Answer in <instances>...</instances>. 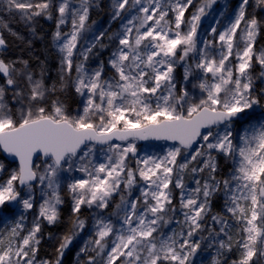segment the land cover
Returning a JSON list of instances; mask_svg holds the SVG:
<instances>
[{
    "label": "snow or ice",
    "instance_id": "1",
    "mask_svg": "<svg viewBox=\"0 0 264 264\" xmlns=\"http://www.w3.org/2000/svg\"><path fill=\"white\" fill-rule=\"evenodd\" d=\"M215 2L200 0L197 5L195 0H112V19H123L124 13L131 14L133 10L136 14L131 15L121 32L114 34L119 46L109 59L114 70L111 78L103 77V64L91 74L85 71L83 62L76 65L75 91L86 97L82 113L68 114L58 100L52 101L50 110L41 106L40 101L49 91L55 92L56 85L46 87L42 79H35L28 72L30 94L26 107L22 92L15 93L22 104L17 118L5 104L6 89L0 86V149L19 160L18 170L0 181V206L19 202L25 210L33 208L31 195L21 198L17 185L31 193L33 182L39 181L45 195L26 234L22 216L0 232V264H63L65 250L85 227L79 217L82 206L105 209L117 193L120 203L113 215L118 217L120 226L116 227L110 218L98 216L93 225L94 236L78 253L87 260L78 264H192V257L201 247V241L192 238L203 230L201 221L210 212V199L221 190L226 197V211L241 225L237 228L241 238L233 243L226 231L230 228L227 219L221 214L212 215L211 221L221 225L220 233L228 235L227 242L220 240V249L240 250L239 260L232 264H250L254 256L264 258V122L253 124L246 114L259 103L251 93L252 78L248 72L254 55L264 69V49L259 54L253 50L259 22L255 17L246 19L249 0H241L234 19L223 31L211 27V33L218 32L220 51L218 59L210 58L207 49L217 42L204 40L205 47L198 48L197 30L201 18ZM6 3L9 8L22 10L28 18L41 15L50 7L48 2L33 5L29 0ZM257 3L264 5V0ZM91 6V0H79L78 7H71L69 0L59 4L57 28L65 24L69 14L72 18V31L59 45L64 54L62 64L67 66L62 70H72L74 49L79 35L86 30ZM190 8L194 11L186 17ZM103 35L95 37V41L99 42ZM55 39H61L59 30ZM4 44L0 38V46ZM93 47L95 44L80 53L85 61ZM178 51L179 61H185L190 53L199 54L195 67L205 73L199 83L205 95L199 102L183 88L177 93L172 73ZM233 55L238 60L234 67L229 66ZM15 71L11 64L0 60V74L9 87L16 85ZM188 75L186 68L185 80ZM234 124L240 125L235 136ZM237 137L238 143H234ZM149 138L174 141L178 146L163 156L137 158L132 167L129 154L136 156L135 141ZM197 143L200 147L188 151ZM97 144L107 146L106 162L93 161ZM212 151L233 161L234 168L222 181L215 176L217 166ZM182 154L191 159L180 163L178 157ZM34 156L42 159V171ZM189 169L193 177L205 169L209 172L203 183L195 179L196 187L185 190L183 174ZM72 172L84 174L68 184L73 196L72 228L59 243L54 261L38 260L41 223L59 220L58 206L63 203L61 180L64 173ZM174 174V186L181 190L183 220L176 221L178 231L165 234L162 225H169L176 214L170 189ZM137 175L144 186L140 187L139 197L129 199L137 185ZM209 235L215 239L211 231Z\"/></svg>",
    "mask_w": 264,
    "mask_h": 264
},
{
    "label": "rangeland",
    "instance_id": "2",
    "mask_svg": "<svg viewBox=\"0 0 264 264\" xmlns=\"http://www.w3.org/2000/svg\"><path fill=\"white\" fill-rule=\"evenodd\" d=\"M29 2H31L33 5L37 3L48 2L50 4V7L47 10L48 12L47 14H49L50 11H53L56 17V21L58 22L59 19L58 7L59 4L62 2V0H29ZM69 2L71 7H78L79 0H69ZM240 2L241 0H216V2L212 5V8L208 10L207 15L201 18L200 26L198 27L197 30L198 48L205 47L203 43L204 40H213L217 42L214 47L210 46L207 49L210 58L212 56H216L217 59L219 58L220 45L218 43V32L223 31L229 25V23L234 19L235 13L238 10V6ZM195 3L198 5L200 3V0H195ZM91 7L96 10L98 17L96 20L93 21L90 20V15H88V19L86 21V30L79 35L77 41V47L76 49H74V54L72 57L73 67L71 72L62 70V69H66L67 66L62 64L64 54L61 53L59 48V45L62 44L64 42V39L66 38L65 34H68L72 31L71 15L69 14L67 16L65 24L60 25L59 29L57 28V24H56V30L53 33L51 40L52 48L55 54V59H54L55 65L51 73L52 76L48 81L49 85L46 86L51 88V86L55 84L56 85L55 92L63 91V86L66 85L67 83H70L75 89L74 82L77 76L75 67L77 64L81 62L84 63L85 71L88 72L89 74H91L93 70L100 67L101 64H103L104 78H111L112 75L114 74V70L111 68L109 64V59L111 58L112 53L119 46V41L113 37L115 33L122 31V26L127 23V20L131 18V15L136 14L135 10H133L131 14L124 13L123 19L117 18L114 20L112 19L113 16L112 0H96V3H94ZM8 8L9 6L6 3V0H0V9L2 10V16L0 18L2 22L1 27L7 33L15 34V32H17V29H21V27H19L16 24L14 18L10 16L7 10ZM16 10L19 13H22V10L19 9ZM192 11H194V8H190L185 13L186 17L190 16ZM89 14H90V9H89ZM252 17H255L259 22V31L253 43L254 53L259 54V52L262 49H264V5L258 4L257 0H249L248 5L246 6V19H251ZM21 18L22 17L20 15V19ZM212 26H215L217 28L218 30L217 34L211 33ZM58 30L61 32V39L59 41L55 39V33ZM101 33H103L104 35L101 37L99 42L102 43L105 48H107L105 59L97 60L91 64L90 63L87 64L86 61L84 60V57L81 56L80 53L83 52L89 46L93 44H98L99 42L95 41V37L100 36ZM236 40L237 43H239L238 36ZM242 47L243 45L240 44L241 50ZM4 48H6L5 44L3 46H0V49H4ZM175 59L177 60V63L174 66L172 76L177 85V93H179L180 89L183 88L189 93V96L194 101L199 102V99L202 98L203 95H205L204 93L201 92L199 88L200 81L205 79V73L202 70L197 69L195 67L196 63H198L200 59L199 54L190 53L189 56L185 59V61H179V51H178L177 57ZM229 61H230L229 66H233V67L235 66V64L238 63V60L236 59L235 55L229 57ZM12 64H13L12 67L16 69V71L13 72V77L16 80V85L13 87H9L6 84V86L11 89V93L14 99L11 100L10 97L7 95V98L4 99V102L8 106V108L12 111V114H13V108L15 107L16 113L13 115L18 118L19 110L22 107V104H21V98L16 97L15 93L17 91L22 92L23 106L26 107L28 102V96L30 94V89L26 78V74L30 71L24 67L25 66L24 63L20 64L19 61L17 60H15ZM186 68L188 69L189 72L187 80H185ZM38 70L39 71H37L36 74H33V76L35 79H42L41 71L40 69ZM248 72L252 78L251 93L254 97H256L259 100V103L262 100V105H260L259 103L253 105L251 109L246 110V114L250 117L251 123L253 124L258 122H264V75L261 74L262 72H264V69H262L260 64L256 61L255 55L253 56V59L251 61V67L248 69ZM207 75L208 78L210 79L211 75L210 74ZM61 76L64 77L63 81H61ZM62 84L63 86L61 87ZM55 92L49 91L48 93L50 95H53ZM76 94L78 97V105L75 108L74 115L77 112L82 113L84 107V101L86 100V97H81L78 93ZM40 104L41 106H45L44 101H40ZM244 127H247V125H244ZM233 128H234V136H235L236 129L240 128V125L234 124ZM241 133H242V129H241ZM115 143H121V142H115ZM234 143H238V137L234 140ZM174 145L176 144H168L165 142L140 144L137 141H135L137 153L135 157H132L131 153L129 154V156L131 157L130 165L132 167H135L137 158L143 159L148 156H154V157L163 156ZM198 147H200L199 143H197L193 149H190L188 151H195V149ZM106 152H107V146L105 148H98L95 146V150L92 156L93 161L95 163L106 162V156H105ZM212 155L215 157V163L217 166L215 176L218 180L222 181L225 177L229 176L230 170L234 168L233 161L230 158L225 157L223 153L212 151ZM185 158L191 159L190 156L185 157L182 154L180 157H178V161L180 163H183ZM37 163H40L42 165L41 167V171H42L43 162L39 161ZM200 163H202V160L200 161ZM0 165H3V171L0 172V181L7 179V177L11 174L13 170H18L16 164L13 163L5 164L2 162L1 159H0ZM208 172L209 169H205L204 173H198L195 175V177H193V175L190 174V169L189 171L185 172L183 174V182L185 184V190H191L196 187L195 179H200L201 183H203V179L208 176ZM83 175L84 174L80 172L64 173L63 178L61 180L60 189H59L60 196L63 202L65 198L69 199L71 204L70 206L71 212L73 207V196L68 189V184L72 182L74 178H81L83 177ZM136 179H137V185L133 188L132 195L128 197L129 199H136L137 197H139L140 187L144 186V182L140 180L138 175ZM175 179L176 177L174 174L173 184L170 185V189L173 195L172 205L175 206L176 208V214L174 219L169 225L167 226L162 225V231L165 234H171L172 230L174 229L178 231L179 225L176 223V221L183 220V215L180 209L181 190L175 188L174 186ZM222 187L223 185L221 184V189ZM17 189L20 191L21 198L23 199H26L28 198L29 195H31L33 201V208L29 210H25L23 208L22 203L19 202H10V203H6L4 206H0V232H3L9 229L10 227H12L16 221H19L21 219L22 216L23 217L22 223L24 224L25 234H26L27 230L32 227L34 219L38 216L40 204L45 199V195L41 190L39 181H36V183L33 185V189L31 193H29L27 188L19 189L18 185H17ZM123 194L127 196V193H123ZM225 199L226 197L222 190L214 193V195L211 197L210 212L207 214L205 219L201 221L203 230L195 234L192 238L193 240L201 241V247L192 257V264H232L233 261L239 260L240 250L237 249L236 247H233L231 251H228L226 248L220 249L219 247L220 240H224L225 242L228 241V235L232 236L233 243L241 238L240 235L237 234V228L241 227V225H238L237 222L232 218L231 214L226 211L224 206ZM215 202H218L217 203L218 208H214ZM118 203H120V194L117 193V194H113V196L109 201L108 207L105 209H98L95 208L94 206L89 208L87 205L82 206L89 211V217L87 219V227L85 231L83 230L82 232L80 231L76 243L75 244L73 243L69 247V249L65 250V252L71 251L74 253L67 264H78V261H83L85 259L86 256L84 254L81 253L78 255V253L80 252V248L85 246V242L90 237L94 236L93 225L95 219L98 216L110 218L114 223V225H116V227L120 226L118 217L116 215H113V213L116 211V205ZM62 204L58 206L59 213ZM215 214H221L227 219V222L230 225V228L226 229L228 235H225L224 233H220L221 225L214 224L211 221V216ZM42 222H46V224H48L47 221H42ZM210 231L212 233V236L215 237V239H212L210 237L209 235ZM68 232H69L68 227L62 226L57 231H55L53 235L46 237L45 240H42L40 233H38L40 244H43L41 250L42 252L45 253L41 255L37 253V259L54 261L57 255L56 249L59 247V243L61 242L63 236ZM217 233H219V235H216ZM202 237L204 239H202ZM40 244L38 246V249L40 248ZM257 247H260V245H257ZM218 252L220 253L219 255ZM250 264H264V258L254 256Z\"/></svg>",
    "mask_w": 264,
    "mask_h": 264
},
{
    "label": "trees",
    "instance_id": "3",
    "mask_svg": "<svg viewBox=\"0 0 264 264\" xmlns=\"http://www.w3.org/2000/svg\"><path fill=\"white\" fill-rule=\"evenodd\" d=\"M92 5L96 3V0H91ZM10 16H12L16 22V24L21 27V29H17L15 34L7 33L1 27L0 20V38H3L5 41L6 48L0 49V60L4 61L6 64H11L13 66V62L15 60L19 61V63H24V67L29 70L32 74H36L38 69H40L42 74V80L45 86L49 85L48 81L52 76V70L54 68L55 62V54L52 48V35L56 30V17L53 11H50V16L47 14L48 12H44L41 15L31 16L28 18L24 16L23 11L19 13L15 8L7 9ZM7 12V13H8ZM21 15V19H20ZM48 15V16H47ZM90 20L97 19V12L94 8H90ZM2 16V10L0 9V18ZM107 53V48L104 47L102 43L95 44L92 52L89 54L88 59L86 60L87 64H91L97 60L105 59ZM37 61V62H36ZM0 86H3L5 91L4 99L7 98V95L10 99H14L11 93V89L6 86V79L3 74H0ZM58 100L63 104L65 111L74 115L75 108L78 105V97L75 92V89L70 83H67L63 86V91H57L53 95L46 93L44 98L45 107L49 110L51 109L52 101ZM261 100V98H260ZM262 105V100L259 103ZM13 108V107H12ZM16 113L15 107L13 108V114ZM0 159L3 163L9 164L0 154ZM217 201V200H216ZM218 202H215L214 208H218ZM70 201L68 198H65L59 213V220L53 224H46V222L41 223V231L40 235L42 240H45L46 237L53 235L55 231H57L62 226H67L68 230L72 228V220L74 214L70 209ZM219 211V209H218ZM79 217L85 221V227L83 231L86 230L87 227V219L89 217V211L82 207L79 213ZM82 232V230H81ZM80 234V232H79ZM79 235L76 236L74 240V244L77 241ZM43 244H40V248L38 249V253L44 254L42 252L41 247ZM73 252L68 251L65 252L62 257L64 264H67L71 256H73ZM90 255H95V253H89ZM87 257L83 260L86 262Z\"/></svg>",
    "mask_w": 264,
    "mask_h": 264
},
{
    "label": "water",
    "instance_id": "4",
    "mask_svg": "<svg viewBox=\"0 0 264 264\" xmlns=\"http://www.w3.org/2000/svg\"><path fill=\"white\" fill-rule=\"evenodd\" d=\"M203 131V130H202ZM138 143H158V142H165V143H168V144H176V142H174V141H166V140H156V139H152V138H149V139H147V140H136ZM115 142H120V141H115ZM177 145V144H176ZM96 147H98V148H105L106 147V145H100V144H97V145H95ZM196 146V144H194L193 145V147H192V149L194 148ZM0 154H1V156L7 161V162H9V163H13V164H16L17 166H18V168H19V160L16 158V157H14V156H12V155H9L8 153H5L4 151H3V149H0ZM34 161L35 162H38V161H41L42 162V159H37V157L36 156H34ZM36 183V181L35 182H33V185ZM18 187H19V189H23L21 186H19L18 185Z\"/></svg>",
    "mask_w": 264,
    "mask_h": 264
},
{
    "label": "bare ground",
    "instance_id": "5",
    "mask_svg": "<svg viewBox=\"0 0 264 264\" xmlns=\"http://www.w3.org/2000/svg\"><path fill=\"white\" fill-rule=\"evenodd\" d=\"M37 62V61H36Z\"/></svg>",
    "mask_w": 264,
    "mask_h": 264
}]
</instances>
